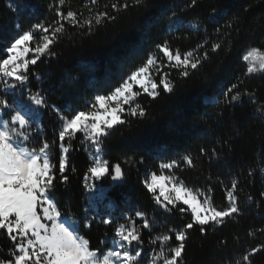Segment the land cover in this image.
I'll return each instance as SVG.
<instances>
[{
    "label": "trees",
    "instance_id": "16d2710c",
    "mask_svg": "<svg viewBox=\"0 0 264 264\" xmlns=\"http://www.w3.org/2000/svg\"><path fill=\"white\" fill-rule=\"evenodd\" d=\"M113 3L117 0H96L95 4L66 0L63 6L59 0H0V58L18 31L35 24L54 26L59 19L57 7L78 12L81 21L97 11L116 17L94 23L90 33L87 26L65 22V33L52 46L55 55L30 66L32 74L22 88L4 93L0 87V97L27 105L29 94L40 92L49 105L68 115L67 108L86 109L95 95L114 90L149 55H157L160 72L153 69L152 77L158 82L167 72L173 93L157 89L160 95L155 99L142 94L137 100L146 115L124 114L126 123L110 130L99 144L104 159L121 164L125 179L95 181L97 192L91 203L95 210L87 213L90 202L85 184L93 181H86L85 175L93 161L78 134L69 142L64 173L69 181L62 184L57 180L53 195L59 198L61 213L79 223V235L90 241V247L104 249L114 230L101 222L107 217L103 209L107 200L101 191L113 200L117 211L133 205L167 230L189 222L190 213L166 212L144 187L143 181L151 173L162 174V164L176 160L180 167L172 173L194 190L208 193L211 189L208 194L218 208L228 205L225 193L235 180L240 212L218 227L206 226V233L198 226L189 230L184 253V264H231L240 253L264 244V172L260 171L264 167V117L247 98L242 104L226 107L221 93L237 83L240 91L253 90L257 100L264 102V74L246 75V64L240 58L249 47L264 48V0H197L191 8L190 0H144L142 5L119 12L111 8ZM128 3L132 5L133 0ZM163 42L181 53L194 51L203 56L207 52L209 59L184 78L158 52L156 45ZM215 43L221 47L213 52ZM58 129L59 120L51 107L36 109L29 131L38 141H58ZM56 154L60 155L58 143ZM186 155L192 157L194 167L183 163ZM88 222L91 228L84 226ZM145 237L150 245V235L145 233ZM10 247L0 233V254L8 256ZM252 262L264 264V252L252 257Z\"/></svg>",
    "mask_w": 264,
    "mask_h": 264
},
{
    "label": "snow or ice",
    "instance_id": "6c2138e0",
    "mask_svg": "<svg viewBox=\"0 0 264 264\" xmlns=\"http://www.w3.org/2000/svg\"><path fill=\"white\" fill-rule=\"evenodd\" d=\"M143 2L144 0H133L130 5L128 0H117V3L111 4V8L119 12L131 6L142 5ZM65 3L66 0H59V5L63 6ZM91 3L95 4L96 0H91ZM196 5L197 0H190L188 7ZM80 15L73 10L61 11L57 7L56 16L59 19L54 26L35 24L29 30L18 31L5 47V56L0 58V83L3 87L7 90L22 88L32 74L30 66L42 62L41 58L44 56L55 55L52 46L65 33V22L74 27L87 26L90 33L94 23L116 19L107 11H97L82 21L79 19ZM16 27L20 28L19 25ZM199 47L203 48V45ZM220 47L219 43H215L211 50L214 52ZM156 48L170 62L168 66L178 69L179 75L184 78L189 77L190 69H197L203 61L209 59L207 52L203 56H197L194 51L181 53L166 42L157 44ZM240 58L246 64V75L257 72L264 74V48L249 47ZM157 59V55H149L114 90L95 95L86 109L67 108L68 115L58 106L49 105L40 92L30 93V103L27 105L10 103L8 99L0 97V114L8 117L0 118V233L11 244L8 256L0 254V264H148L143 259L141 229H153V224L144 211L134 212V216L142 221L140 227H137V220L132 215H126L125 223L119 224L110 217L102 219L104 225L113 227L112 246L105 243L104 249L92 248L90 241L79 235V223L61 213L59 198L53 192L57 180L62 184L69 181V177L64 174L68 167L67 154L71 147L69 142L78 134H82L84 140L94 143L96 152L99 153L101 138L108 136L110 130L117 125L126 123L121 118L122 114L127 111L132 117L146 115V110L137 100L138 97L147 94L155 99L160 95L157 89L173 93L174 85L168 79L167 72L163 73L158 82L152 78L153 69L160 72ZM221 95L226 107L242 104L247 98V102L258 105L255 112L264 117V102L257 100L255 91H240L239 84L232 83ZM49 107L59 120L58 141L49 142L45 139L40 142L29 129L35 119L36 109ZM57 143L59 156L56 154ZM204 153L205 149L202 148L201 154ZM215 154L213 149V155ZM182 159L183 163L194 167L191 156L186 155ZM178 167L180 164L176 160L161 165L162 169L168 170ZM260 171L264 172V167ZM105 177H110L112 181H123L125 172L120 163L110 164L109 160L97 156L85 175L86 181L93 182L86 183L85 188L89 193H96L95 181H101ZM143 184L153 194L155 204L166 212L176 209L184 214L190 211L189 222L182 227H168L167 232L155 237L153 243L160 241V249L150 258V264H184L189 230L198 226L202 234L206 233V226L221 225L226 219L240 212L235 194V180L226 190L228 205L223 208L214 204L212 196L208 194L211 189H208V193L200 189L194 190L174 174L157 175L153 172ZM100 194L107 198L103 191ZM180 204L187 207L178 206ZM84 226L91 228V223H85ZM261 231L264 232V229ZM253 234L249 232V235ZM173 239L178 242L175 246L170 244ZM261 252H264V244L240 253L239 259L232 260L231 264H253L252 257Z\"/></svg>",
    "mask_w": 264,
    "mask_h": 264
},
{
    "label": "rangeland",
    "instance_id": "374dc122",
    "mask_svg": "<svg viewBox=\"0 0 264 264\" xmlns=\"http://www.w3.org/2000/svg\"><path fill=\"white\" fill-rule=\"evenodd\" d=\"M0 87H1V90L4 93L10 91V90L5 89L3 87V84L2 83H0ZM125 107L127 108V106H125ZM126 113H127V111L124 114H126ZM124 114H122V117L121 118H123ZM0 118L5 119L6 117L5 116H2V114H0ZM84 144H85L86 151H87V153L90 154V156H91L90 158L92 160L95 157H97V156H99L100 158L103 159L102 153H100V152L97 153L96 152V145L94 143H92L91 141L84 140ZM162 174H164V175H173L172 171L171 170H168V169H162ZM157 194H158V192H157ZM92 195H94V194L93 193H89V191H88V200L90 202V205L86 208L87 213L91 212L92 210H95V207L91 204V203H93V199H94V197ZM178 206L187 207V206H184L182 204H180ZM110 208H111V210H110ZM110 208L106 205V207L104 209V211L107 214V217L106 218H109V217L112 218L115 223H117V224H119V223H125V216L126 215H132L133 216V219H136L137 220V227H140V225L142 224V221H140L139 218H136L134 216V212L139 210L137 207H135L133 205H126L125 207L121 208L119 211L116 210V212L113 211L114 210L113 207H110ZM189 213H190V211H189ZM147 218H149V220L152 222L153 229H141V234H142V244H141V247L143 249V259L146 260V261H148V264H150V258L153 255H155L156 252L159 251V249H160V243H161L160 241H156L155 243H153V241L155 240V237L156 236L161 235V234L167 232V230L165 229V227L162 224L156 222V220H155L154 217L147 216ZM211 226L218 227L220 225H214L213 224ZM145 233H147L148 235H150V237H149V239H150V241H149L150 245L149 244L147 245V243H146L147 242L146 241V237L144 239V234ZM113 239H114V233L108 239L109 246H112ZM176 243H178V242H176L175 240H173V241L170 242V244L172 246H175Z\"/></svg>",
    "mask_w": 264,
    "mask_h": 264
}]
</instances>
